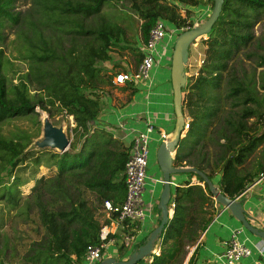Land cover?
<instances>
[{
  "label": "trees",
  "instance_id": "trees-1",
  "mask_svg": "<svg viewBox=\"0 0 264 264\" xmlns=\"http://www.w3.org/2000/svg\"><path fill=\"white\" fill-rule=\"evenodd\" d=\"M18 1L0 0V32L4 20L17 21L14 9ZM122 1H130L142 21V43L147 42L159 21L165 23L167 31L171 30L167 24L176 29L193 28L195 21L187 20L193 13L190 8L200 10L206 5L214 6V0H78L75 3L38 0L37 6L48 18L54 15L60 18L92 17L101 14L105 5ZM43 2L50 3L44 6ZM181 7L186 12L184 18L179 13ZM262 13L264 0H224L222 12L210 34L206 35L207 39L200 38L206 47L204 61L197 75L187 78L182 91L183 112L189 118V128L186 137L179 142L173 164L178 168L198 169L221 193L233 200L264 173L261 162L251 171H246L244 167L264 143V51L259 54L245 52L247 60L255 61L249 73L245 69L239 73L233 64L251 44L261 47L259 41L264 40L255 37L253 27ZM72 28L65 32L92 38L81 55L70 52L61 59L48 50L35 57L39 64L56 59L61 61L54 71L36 67L33 77L38 81L44 80L42 90L46 91L45 97L31 96L28 83L23 79L12 85L11 97H8L7 81L2 73L4 52L0 48V123L32 114L36 107L49 110V107L58 105L61 112L73 117L76 124L73 130L81 136L79 151L72 142L69 151L49 154L57 170L54 186L35 188L32 203L39 210L48 240L41 254L44 255L41 264H46L47 259L49 264H85L87 246L100 243L101 224L91 204V196L100 205L104 200L121 204L126 193L125 164L130 144L125 145L96 128L90 132L104 112L98 93L99 83L104 82L102 65L111 61V51L120 45L125 31L115 23H104L96 30L86 29L79 23ZM141 59L140 53L138 63ZM127 86L136 88L134 94L139 90L133 83ZM252 119L253 123L250 122ZM206 137L212 141L213 148H210L213 151L205 145ZM30 144L28 136L9 140L0 135V165L10 177L7 186L0 192V200L6 201L12 209L22 208L19 178L14 176L10 181L15 170L28 159L35 160L37 166L41 165L38 154L42 152L26 151ZM177 175L186 176V179L171 188L170 202L175 204V208L156 245L160 254H152L139 264H183L187 248L196 244L212 221V214L207 210L214 207L215 201L203 178L193 172ZM193 178L198 182L195 185H191ZM48 191L54 194L53 199L65 194L69 207L55 208L54 203L44 200ZM73 191L76 193L72 194ZM28 207L29 204L27 210ZM157 212L160 215L159 209ZM147 240L144 239L140 246ZM124 250L123 246L119 248L120 253ZM194 254L187 264H191Z\"/></svg>",
  "mask_w": 264,
  "mask_h": 264
},
{
  "label": "rangeland",
  "instance_id": "rangeland-1",
  "mask_svg": "<svg viewBox=\"0 0 264 264\" xmlns=\"http://www.w3.org/2000/svg\"><path fill=\"white\" fill-rule=\"evenodd\" d=\"M37 1L19 0L14 9L17 21H3V28L0 32V48L4 52L2 73L7 81L8 97H11L12 85H17L22 79L27 81L31 96L35 98L45 97L46 91L42 90L44 88V83H42L44 80L38 81L33 77L37 70L36 67L39 66L42 69L54 71L60 66L61 61L56 59L39 64L36 62L35 57L43 55L48 50L53 51L56 58L61 59L70 52H73L75 55H81L92 41L90 36L85 37L75 33H66L65 31L72 30V27H75L77 23L86 29L92 30L98 29L104 23H115L123 28L125 36L120 45L112 49L111 61L102 65L104 69L102 80L104 82L99 83L100 90L98 93L104 105L103 111H106L114 101H116L115 106L120 107L119 104H123V97L121 95L123 88H111L110 77L118 72L133 71L139 64L137 60L142 47L140 38V25L142 21L132 9L131 2L122 1L118 4H107L103 7L101 14L92 17L62 16L60 18V16L54 15L48 18L43 9L37 6ZM63 1L75 3L78 0ZM49 3L43 2L42 5L46 6ZM205 8L206 6L201 8L196 14L192 13L187 20L189 22L191 20L197 21L200 17L206 21L209 16L206 15ZM259 19V22L253 27V33L257 39L264 40V13L260 14ZM167 25L172 29L170 24ZM176 37L174 38V43ZM259 43L261 47L251 44L248 50L241 53L238 59L234 61V67L239 73L242 72V69H245L248 73L252 70L255 61L254 59L247 60L245 52L263 53L264 41H259ZM195 44L196 46H191L189 49V60L185 68L187 72L191 71L194 73L201 55L203 58L205 56L204 53L202 54L204 50L203 46L205 45L201 39L197 40ZM153 81H158L156 75L153 76ZM48 109L43 110L41 107H36L32 114L13 117L1 122L0 135L9 140H17L18 138L28 136L31 144L26 151H29L33 142L42 136V120L43 114L46 112L53 114L51 120L54 124H62L64 126L71 143L74 142L75 149L79 151L81 149V136L70 126L68 116L60 111L58 105L49 107ZM118 122V117L114 116L111 119L109 127L119 130L116 128ZM250 122L253 123L254 119L250 120ZM110 128L106 129L102 126H97L96 129L105 131L107 135L112 136L110 131H108ZM204 143L210 151H213L210 148L213 146L210 139L206 137ZM151 151L152 149H150L149 159ZM40 152L42 153L38 154L39 157L35 156L41 159L40 166L35 164V160L28 159L25 164H21L15 170L10 179L12 181L14 176L19 178L21 184V187H19L21 195L20 204L22 208L20 210L12 209L6 204V201L0 200V264H41L43 262L44 255L41 254L45 251L44 249L48 243L47 233L41 224L39 210L37 207H34L32 200L34 194H36V187H43L44 185L54 186L57 170L53 166L54 160L49 157V154L54 151L43 150ZM258 162L264 164V143L246 162L244 166L245 170L251 171L257 166ZM149 166L150 161L147 170L148 177L150 178L153 172H151ZM9 178L5 169H2L0 165V192L7 186ZM146 184H148V181ZM75 193V191L72 192V194ZM53 198L54 194L51 191L45 193L44 200L54 203L55 208L69 207L65 194L57 199ZM91 198L95 201L93 196ZM144 200L145 202L149 201L146 197H144ZM27 204H29L28 210L26 209ZM213 211L214 207H210L207 210L211 214H213ZM99 216L101 218L102 214L100 213ZM111 249L110 247L108 248L110 251ZM127 252L129 254L132 252V246L128 248ZM48 261L47 259L46 264H49Z\"/></svg>",
  "mask_w": 264,
  "mask_h": 264
},
{
  "label": "crops",
  "instance_id": "crops-1",
  "mask_svg": "<svg viewBox=\"0 0 264 264\" xmlns=\"http://www.w3.org/2000/svg\"><path fill=\"white\" fill-rule=\"evenodd\" d=\"M190 9L195 14L200 11L198 10L199 8L191 7ZM179 13L183 18L186 17V12L183 7L180 8ZM171 28L174 29L172 25ZM173 45L174 42L172 39L165 38L158 46L160 66L153 72V76L156 75L158 81H153L151 90H147L143 86H136L139 90L134 94L133 90L136 89L134 86L123 87L121 94L123 97V104H119L120 107H116V101L112 102L109 108L103 112L100 119L96 122V127L94 126L95 128H97V126H102L108 129L110 128L109 125L111 119L114 116H122L124 129L115 130L114 128H110L108 131L114 129L113 131L120 137L119 141L125 143V145H129L136 134V131H143L148 123L152 124L155 128L154 132L151 134L150 149H152V151L149 159V169L153 173L147 180V188L145 187L144 191V197L149 199L147 202L153 205L152 213L146 217L140 230L136 233L137 239L132 245V252L130 254L127 252L128 249H125L120 253L119 248L125 237L134 233L132 231L133 227H118L116 228V243L107 246V249L104 251L103 260L107 258H115L117 261L127 260L129 256L138 249L141 242L144 239L149 238L151 232L160 222V215L157 212L158 208H156V204L159 201L163 185L162 174L156 159V152L162 143L160 132L165 131L167 134H171L175 124L173 92L169 67ZM203 47L204 50L202 51V54L206 49L205 46ZM198 68L199 66L197 65L195 71H197ZM132 131H134L135 134H132L125 139H121L126 132L130 133ZM185 179L186 176H173L171 179V188L178 186V184ZM197 183V180L193 178L191 185ZM90 199L92 206L96 210V217L99 219L101 226L107 224L112 227L111 222L106 218L103 212L102 205L96 203V200L94 201V199ZM238 200L242 203L245 214L247 218L250 219L251 223L255 227L264 230V184L250 186ZM100 213L102 214L101 218L99 216ZM241 227L242 225L228 209L219 204H215L212 221L206 230L201 233L196 244L191 248H187L188 254L183 264H187L188 260L194 253L191 264H221L219 256L224 251V243L230 238L232 230ZM112 229H114V227H112ZM240 238L241 241H243L252 251L251 256L243 258L240 264H257L258 262L264 264V253L261 252V248L264 247V240L259 239L247 231H245ZM109 247L112 248L111 251L108 250ZM159 254L160 252L158 255Z\"/></svg>",
  "mask_w": 264,
  "mask_h": 264
},
{
  "label": "built area",
  "instance_id": "built-area-1",
  "mask_svg": "<svg viewBox=\"0 0 264 264\" xmlns=\"http://www.w3.org/2000/svg\"><path fill=\"white\" fill-rule=\"evenodd\" d=\"M204 2H209V0H203ZM210 11L212 8L210 5H206L205 13L210 16ZM200 19V20H199ZM204 22L202 18H198L195 25ZM194 25V26H195ZM190 29L189 27H182L180 29H172L170 31L166 30L165 23L159 21L156 26L150 32L147 42L142 43L141 53L142 59L137 65V67L131 72H118L111 76V87L114 89L123 88L128 83H133L137 87L143 86L147 90H151L153 85V72L160 66V56L158 53L159 44L167 37L174 39L177 34L185 30ZM206 40V36L202 37ZM193 46H196L194 44ZM204 58L201 56L199 59L198 66L201 67ZM198 68V69H199ZM197 71L185 73L187 78L193 75H197ZM68 116V115H67ZM70 119V126L76 128V124L72 116H68ZM118 128L119 130L124 129L122 116H118ZM91 128V133L93 132ZM189 128V118L185 116V132ZM154 126L150 123L147 124L143 131H134L128 133L126 132L121 139H125L128 136L135 134L130 143V153L125 164V198L121 204H114L111 200H104L102 203V209L107 219L111 222L112 227L107 224L101 226L99 232V245H88L85 250V264H95L101 262L104 258V251L110 244L116 243V233L118 227H133L132 233L126 236L120 247L123 246L125 249L130 248L136 242V233L140 230V227L146 220V217L152 213V204L145 202L144 191L146 187V182L148 177V165L150 156V141L151 134L154 132ZM110 133L114 139L120 140V137L113 131ZM160 138L162 142L168 141L170 134L165 131L160 132ZM264 184V173L260 174L252 185ZM249 186V187H250ZM248 187V188H249ZM247 188V189H248ZM246 191V190H245ZM244 191V192H245ZM243 192V193H244ZM242 193V194H243ZM241 194V195H242ZM241 195L236 198L238 200ZM215 201V200H214ZM215 204H217L215 202ZM175 204L173 202L169 203V215L172 216L174 213ZM245 228H237L232 230L230 238L224 243V251L219 256L221 264H240L243 258L251 256V249L241 241L240 236L245 232ZM159 249L155 247L153 254L158 255ZM261 252L264 253V247L261 248ZM152 262V258L149 263ZM257 264H263L258 262Z\"/></svg>",
  "mask_w": 264,
  "mask_h": 264
},
{
  "label": "water",
  "instance_id": "water-1",
  "mask_svg": "<svg viewBox=\"0 0 264 264\" xmlns=\"http://www.w3.org/2000/svg\"><path fill=\"white\" fill-rule=\"evenodd\" d=\"M224 0H214L210 16L201 24L181 32L175 40L171 56V86L173 92V110L175 115V124L170 138L162 142L156 152V159L162 174V191L159 196L157 208L160 210L159 225L151 232L148 240L137 251L133 252L127 260L117 261L115 258H107L99 264H139L142 260L153 254V251L159 241L160 235L172 216L169 215L170 191L172 187V177L183 173H196L201 176L208 185L213 194L216 203L221 204L228 209L236 220L250 234L264 240V230L255 227L247 218L242 203L239 200L230 199L221 193L218 188L212 184L209 178L201 171L193 167H175L173 164L179 142L186 137L185 114L183 112V89L187 84L185 68L189 60V49L200 38L210 34L216 21L218 20ZM174 42V39H173ZM71 141L65 131L64 126L56 125L51 120L49 113L43 114L42 136L34 141L31 150L43 151L52 150L55 153L63 154L70 149Z\"/></svg>",
  "mask_w": 264,
  "mask_h": 264
}]
</instances>
